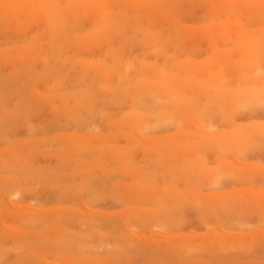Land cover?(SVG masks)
Segmentation results:
<instances>
[{"label":"rangeland","instance_id":"374dc122","mask_svg":"<svg viewBox=\"0 0 264 264\" xmlns=\"http://www.w3.org/2000/svg\"><path fill=\"white\" fill-rule=\"evenodd\" d=\"M131 1L0 0V264H264V0Z\"/></svg>","mask_w":264,"mask_h":264},{"label":"bare ground","instance_id":"6f19581e","mask_svg":"<svg viewBox=\"0 0 264 264\" xmlns=\"http://www.w3.org/2000/svg\"><path fill=\"white\" fill-rule=\"evenodd\" d=\"M130 1H131V0H130ZM130 3L132 4V1H131ZM235 4H238V3H237V2H236V3H235V2H231V3H229V6L232 7V6H234ZM224 5L227 6L226 3H225ZM44 13H45V12H44ZM46 14H47V13H46ZM109 17H110L109 14L105 13V14L103 15V17H101L100 21H99V19H98L99 23H98V21H97V23L100 24V25H102V24H104L106 21H108V18H109ZM99 18H100V17H99ZM237 31H238V30H237ZM241 33H242V31H241ZM243 53H244V52H243ZM24 64H25V63H24ZM22 69H23V68H22ZM103 73H104V72H103ZM104 74H105V73H104ZM153 74H154V77H157V75H159V73H158V74L153 73ZM155 74H156V75H155ZM210 74H212V73H210ZM216 75H217V74H216ZM218 75H220V74H218ZM152 76H153V75H152ZM154 77H152V78H154ZM143 85H144V84H143ZM147 85H149V84H147ZM138 87H139V86H138ZM147 88H148V86H147ZM147 88H144L145 90H142L143 93H144V91H147V90H148ZM174 88H176V87H174ZM184 89H185V88H184ZM136 90H137V89H136ZM149 90H150V88H149ZM162 90H163V89H162ZM139 91H140V92H139ZM139 91H138L139 93H138L137 91H135V94L137 95V94H140V93L142 92L141 90H139ZM151 91H152V90H151ZM151 91H150V93H151ZM177 91H178V90H176L175 93H176ZM154 92H155V91H153L152 93H154ZM158 92H160V91H158ZM168 92H170L169 95H172V93H171L172 91H168ZM143 93L140 94V95H141V98L143 97ZM150 93H149V94H150ZM152 93H151V94H152ZM178 93H179V92H178ZM181 93H183V92H181ZM145 94H147V93H145ZM151 94H150V96H151ZM131 95H132V94H131ZM147 95H148V94H147ZM155 95H156V94H155ZM155 95H154V96H155ZM181 95H182V94H181ZM132 96H134V95H132ZM137 96H138V95H137ZM157 96H158V95H157ZM157 96H156V97H157ZM144 97H145V96H144ZM144 97H143V98H144ZM151 97H152V96H151ZM165 97H167V96L165 95ZM170 97H171V96H170ZM173 97H174V96H173ZM134 98L136 99V101H138L136 96H134ZM157 98H158V97H157ZM167 98H169V96H168ZM151 99H152V98H151ZM169 99H170V98H169ZM163 102H164V101H163ZM138 103H140V102H138ZM164 103H165V102H164ZM151 104H153V103H151ZM165 104H166V103H165ZM165 104H164V105H165ZM149 107H150V105H149ZM152 107H153V106H152ZM161 107H162V106H161ZM179 107H181V106H179ZM142 108H143V106H142ZM133 109H135V108L133 107ZM149 109H151V107H150ZM143 110H145V109H143ZM189 110H191V109L188 107V109H187L186 112H189ZM151 112H152V111H151ZM130 113H131V112H130ZM130 115H131V114H130ZM130 115H129V116H130ZM131 116H132V115H131ZM144 117H145V116H143L142 118H144ZM157 118H160V117H157ZM162 119H163V118H162ZM164 119H165V118H164ZM166 119H167V116H166ZM168 119H169V117H168ZM149 121H150V120H149ZM151 121H152V120H151ZM82 139H83V138H82ZM85 142H88V141H87V140H86V141H83V142L81 141L80 143L83 144V143H85ZM75 143L77 144V143H79V142H76V141H75ZM75 143H73V144L75 145ZM80 143H79V146H82V145H80ZM97 143L99 144V141H97ZM74 145H73V146H74ZM88 145H89V144H88ZM88 145H86V143H85V145H84L83 147L87 146V148H88ZM216 145H217V144H216ZM73 146H72V147H73ZM89 146H90V145H89ZM74 147H76V146H74ZM77 147H78V145H77ZM77 147H76V148H77ZM87 148H86V149H87ZM102 149H103V148H102ZM102 149L99 148V151H100V150L102 151ZM104 149H105V148H104ZM71 150L74 151V148H72ZM87 150H88V149H87ZM75 151H76V150H75ZM89 151H91V153H92L93 151H94V152H98V149L96 148V151H95V149H94V150L92 149V150H89ZM103 151H104V150H103ZM80 152H82V150H80ZM85 152H86V151H85ZM85 152H83L82 154L84 155ZM94 152H93V153H94ZM164 152H165V151H164ZM76 153H77V151H76ZM86 153H89V152H86ZM160 153H161V152H160ZM16 154H17V152H16ZM16 154H14V155H16ZM19 154H20V152H19ZM79 154H81V153H79ZM95 154H96V153H95ZM77 155H78V154H77ZM118 155H120V153H119ZM19 156H20V155H19ZM19 156H16V160H15L14 156H12V157L14 158V161L17 162V160L19 159ZM12 157H11L10 159H12ZM17 157H18V159H17ZM20 157L22 158V156H20ZM21 158H20V159H21ZM20 159H19V160H20ZM12 160H13V159H12ZM21 160H23V159H21ZM121 160H122V159H119V160H118V163H119ZM24 161H25V160H24ZM71 161H72V159H71ZM25 162H26V161H25ZM121 162H122V161H121ZM121 162H120V163H121ZM193 162H194V161H193ZM9 163H10V161H9ZM22 163H23V162H21V164H22ZM78 163H79V162H78ZM118 163H116V164H118ZM13 164H14V163H13ZM16 164H17V163H16ZM80 164H81L82 166L85 165V167H86V165H88V164H86V163H85V164L80 163ZM193 164H194V163H193ZM9 165H10V164H9ZM17 165H18V164H17ZM66 165H67V163H66ZM75 165H76V164H75ZM104 165H105V164H104ZM104 165L102 164V167H103ZM169 165H170V164H169ZM175 165H177V164H175ZM180 165H181V164H180ZM182 165H184V163H182ZM182 165H181V166H182ZM3 166H4V165H3ZM178 166H179V165H178ZM178 166H177V169L181 167V166H179V167H178ZM199 166H200V165H199ZM13 167H14V166H13ZM19 167H20V166H19ZM64 167H65V165H64ZM72 167H73V166H72ZM72 167H71V170H72ZM75 167H76V166H75ZM85 167L83 168V167H79V166H78V168H80V172H81V173L83 172V170H85V172H86V170H87L88 167H87V168H85ZM106 167H107V166H106ZM174 167H175V166H173V168H174ZM78 168L76 167V169H78ZM82 168H83V169H82ZM116 168H118V167H116ZM200 168H201V170L203 169L202 167H200ZM17 169H19V168L16 167V170H17ZM20 169H21V167H20ZM20 169H19V170H20ZM66 169H67V168H66ZM118 170H119V169H118ZM169 170H170V169H169ZM178 170H179V169H178ZM1 171H2V170H1ZM70 172L72 173V171H70ZM119 172H120V171H119ZM123 172H124V171H123ZM170 172H171V170H170ZM66 173H67V171H66ZM83 173H84V172H83ZM173 173H174V172H172V174H173ZM177 173H178V172H177ZM1 174H2V173H1ZM124 174H125V173H124ZM64 175H65V174H64ZM180 175H181V174H180ZM0 176H1V175H0ZM60 176H62V175H60ZM80 176H82V174H81ZM174 176H175V175H174ZM78 179H79V178H78ZM175 179H176V178H175ZM142 180H143V179H142ZM147 180H148V179H147ZM150 180H151V178H150ZM150 180H148L147 182H146V181H145V182L143 181V182H140V183H151V182H149ZM77 182H78V181H77ZM82 182H83V181H82ZM85 182H86V181H85ZM77 184H78V183H77ZM79 184H80V182H79ZM81 185H82V184H80V187H82ZM80 187H79V189H81ZM127 187H128V186H126V188H127ZM135 187H136V186H135ZM135 187H134V188H135ZM77 188H78V187H77ZM129 188H130V186H129ZM132 188H133V187H132ZM74 189H76V188H74ZM74 189L71 188V190H72L73 193L75 192ZM130 189H131V188H130ZM156 189H157V188H156ZM128 190H129V189H128ZM78 191L81 193L80 190H77L76 192H78ZM125 191H126V190H125ZM125 191H124V192H125ZM158 192H159V191H158ZM158 192H157V193H158ZM184 192L188 193L187 191H184ZM153 193H154V192H153ZM155 193H156V192H155ZM159 193H160V192H159ZM77 194H78V193H77ZM128 194H129V193H128ZM128 194H127V195H128ZM121 195H122V194H121ZM154 195H156V194H154ZM157 195H158V194H157ZM160 195H161V194H160ZM78 196H79V195H78ZM129 196H130V194H129ZM159 197H160V196H159ZM159 197H158V198H159ZM142 198H143V197H142ZM154 198H155V197H154ZM155 199H156V198H155ZM141 201H142V200H141ZM128 202H131V204H132L133 201H131V199H130V200H128ZM136 202H137V201H136ZM134 203H135V202H133V204H134ZM138 203H140V201H139ZM131 204H130V205H131ZM131 207H132V206H131ZM133 207H134V206H133ZM129 209H130V206H129ZM66 211H67V210H66ZM71 212H72V211H71ZM71 212H69V213H71ZM75 213L77 214L78 212H75V211H74V214H75ZM74 214H73V215H74ZM22 215H23V213H22ZM22 215H19V216L22 217ZM32 215H33V214H32ZM19 216H18V218H19ZM24 216H25V215H24ZM24 216H23V220L25 219ZM30 216H31V215H29L28 217H30ZM34 216H35V215H34ZM65 216H66V214H65ZM67 216H68V215H67ZM75 216H76V215H75ZM75 216H74V217H75ZM25 217H27V215H26ZM35 217H36V216H35ZM37 217L42 218V217H40V216H37ZM63 217H64V216H63ZM71 217H72V216H71ZM19 219H20V218H19ZM29 219H31V218H29ZM35 219H36V218H34V220H35ZM58 219H59V218H58ZM58 219H56V220H58ZM61 219H62V218H61ZM64 219H66V221L68 220L67 217L64 218ZM20 220H21V219H20ZM36 220H37V219H36ZM40 220H41V219H40ZM40 220H39V221H40ZM64 221H65V220H64ZM26 222H27V221H26ZM29 222H30V221H28V223H29ZM62 222H63V221H62ZM33 223H35V222L33 221ZM54 224H56L55 231L52 230V228H53V227H52L51 230H52L53 232L50 233V235L53 234V235H52L53 237H54V234H55V233H58V232H59V229H57V226H59V225L61 226V223L59 224V222H58V224H57V223H54ZM66 224H67V222H66ZM62 226H63L64 228L66 227V226H64V224H63ZM62 226H61V227H62ZM67 228H69V227H68V224H67V227H66V229H65L66 232L68 231ZM71 229H72V228H71ZM57 230H58V232H57ZM61 230H63V229H61ZM61 230H60L58 236H61V235H60ZM65 231H64V233H65ZM71 231H72V230H71ZM71 231H68V234L72 233ZM69 232H70V233H69ZM62 233H63V232H62ZM50 235H48V236H50ZM62 236H64V234H62ZM62 236H61V237H62ZM65 237H66V236H65ZM45 238H46L47 241H48L49 239H50L49 241H51V238H52V237L49 238V239H47L48 237H45ZM57 238H58V237H57ZM59 239H60V237H59ZM62 239H63V237H62ZM46 240H45V241H46ZM54 240H55V239H54ZM54 240H53V242H54L55 245H56L57 243H56ZM60 240H61V239H60ZM63 240H64V239H63ZM49 241H48V243H49ZM64 241H65V240H64ZM58 242H59V241H58ZM65 242H66V241H65ZM60 243H61V242H59V245H60ZM49 244H52V243H49ZM41 245H42V244H41ZM43 245H44V244H43ZM55 245H54V246H55ZM63 245H64V243H63ZM49 246H50V245H49ZM52 246H53V245H52ZM60 246H61V245H60ZM46 247H47V246H46ZM60 249H62V247H61Z\"/></svg>","mask_w":264,"mask_h":264}]
</instances>
